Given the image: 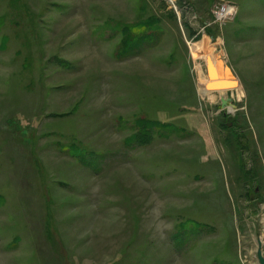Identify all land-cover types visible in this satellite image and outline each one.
I'll return each instance as SVG.
<instances>
[{"label":"rangeland","instance_id":"rangeland-1","mask_svg":"<svg viewBox=\"0 0 264 264\" xmlns=\"http://www.w3.org/2000/svg\"><path fill=\"white\" fill-rule=\"evenodd\" d=\"M263 217L264 0H0V264H260Z\"/></svg>","mask_w":264,"mask_h":264},{"label":"bare ground","instance_id":"bare-ground-1","mask_svg":"<svg viewBox=\"0 0 264 264\" xmlns=\"http://www.w3.org/2000/svg\"><path fill=\"white\" fill-rule=\"evenodd\" d=\"M194 53L195 54H200L201 50H205L207 53H209V55L212 56L214 62H216L217 66H218V72L222 77L225 78H229L231 80H235L234 84L230 87L227 88H221V89H212L210 87V83H211V79L208 76V72H207V67H206V55L207 53H205V55H203V60H204V65L203 68H201L198 72L199 75L202 76V78L204 79V85L201 87V91L203 93L208 94L210 97H214L215 94L218 97V93H221L223 95V99L227 98L225 96V94L227 93L228 90H234V89H238V85H239V81L238 79L235 77L234 72L232 71V69L226 64V62L220 58H217L214 55V46H212L210 44V40L208 38H204L198 45H194L193 47ZM263 223H264V217L262 218ZM261 239H262V249L264 252V229H263V234L261 235Z\"/></svg>","mask_w":264,"mask_h":264},{"label":"water","instance_id":"water-1","mask_svg":"<svg viewBox=\"0 0 264 264\" xmlns=\"http://www.w3.org/2000/svg\"><path fill=\"white\" fill-rule=\"evenodd\" d=\"M207 72L209 78L212 80L210 83V87L212 89H221V88H227L232 86L235 82V80H231L229 78L222 77L219 72H218V66L216 62H214L213 58L211 55L207 56ZM223 103L226 101L230 100L228 99H223ZM257 256L259 259L260 264H264V252L262 249V239H259L258 241V249H257Z\"/></svg>","mask_w":264,"mask_h":264},{"label":"built area","instance_id":"built-area-1","mask_svg":"<svg viewBox=\"0 0 264 264\" xmlns=\"http://www.w3.org/2000/svg\"><path fill=\"white\" fill-rule=\"evenodd\" d=\"M233 7L228 3V2H223L219 8H218V13L220 15H226V14H231L233 15Z\"/></svg>","mask_w":264,"mask_h":264},{"label":"trees","instance_id":"trees-1","mask_svg":"<svg viewBox=\"0 0 264 264\" xmlns=\"http://www.w3.org/2000/svg\"><path fill=\"white\" fill-rule=\"evenodd\" d=\"M138 121H139L140 124L144 125L145 128H146V127L148 128L150 124H153V123H151V122H150L149 120H147V119L139 118Z\"/></svg>","mask_w":264,"mask_h":264},{"label":"crops","instance_id":"crops-1","mask_svg":"<svg viewBox=\"0 0 264 264\" xmlns=\"http://www.w3.org/2000/svg\"><path fill=\"white\" fill-rule=\"evenodd\" d=\"M206 67H207V64H206Z\"/></svg>","mask_w":264,"mask_h":264}]
</instances>
